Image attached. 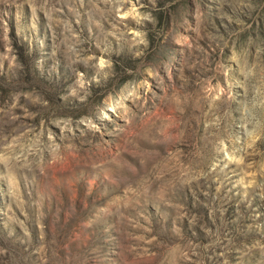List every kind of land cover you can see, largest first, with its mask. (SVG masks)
Masks as SVG:
<instances>
[{
	"label": "rangeland",
	"instance_id": "rangeland-1",
	"mask_svg": "<svg viewBox=\"0 0 264 264\" xmlns=\"http://www.w3.org/2000/svg\"><path fill=\"white\" fill-rule=\"evenodd\" d=\"M0 264H264V0H0Z\"/></svg>",
	"mask_w": 264,
	"mask_h": 264
}]
</instances>
